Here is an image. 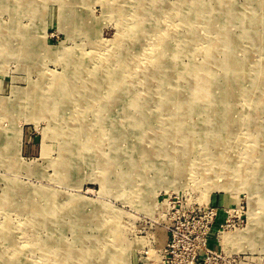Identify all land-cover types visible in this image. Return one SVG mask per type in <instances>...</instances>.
Returning a JSON list of instances; mask_svg holds the SVG:
<instances>
[{
  "label": "rangeland",
  "instance_id": "rangeland-1",
  "mask_svg": "<svg viewBox=\"0 0 264 264\" xmlns=\"http://www.w3.org/2000/svg\"><path fill=\"white\" fill-rule=\"evenodd\" d=\"M0 264H264V0H0Z\"/></svg>",
  "mask_w": 264,
  "mask_h": 264
},
{
  "label": "bare ground",
  "instance_id": "bare-ground-1",
  "mask_svg": "<svg viewBox=\"0 0 264 264\" xmlns=\"http://www.w3.org/2000/svg\"><path fill=\"white\" fill-rule=\"evenodd\" d=\"M263 6V5H262ZM106 44V43H105ZM108 44V43H107ZM102 45V44H101ZM112 45V44H111ZM102 47V46H101ZM212 48H214V46H210ZM111 49V48H110ZM112 50V49H111ZM151 51V50H150ZM103 52V51H102ZM151 53V52H150ZM161 54V53H160ZM115 55V54H114ZM145 56V55H144ZM154 58V57H153ZM119 59V58H118ZM150 59V58H149ZM117 63V62H116ZM151 63V62H150ZM136 72V71H135ZM129 74V73H128ZM124 75V74H123ZM124 81V80H123ZM115 84V83H114ZM122 84V83H121ZM123 85V84H122ZM205 87V84L204 85H201L200 89L203 90ZM200 90V91H201ZM64 91V90H63ZM185 106V105H184ZM8 109V108H7ZM44 109V108H43ZM83 124V123H82ZM55 134V133H54ZM55 136V135H54ZM205 139V138H204ZM222 160V159H221ZM224 160V159H223ZM10 224V223H9ZM108 233V232H107ZM124 255V254H123Z\"/></svg>",
  "mask_w": 264,
  "mask_h": 264
}]
</instances>
